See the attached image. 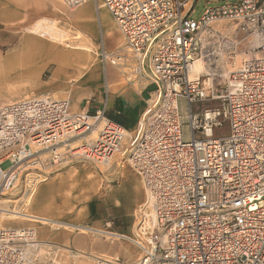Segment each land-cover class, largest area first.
<instances>
[{"label": "built area", "instance_id": "built-area-1", "mask_svg": "<svg viewBox=\"0 0 264 264\" xmlns=\"http://www.w3.org/2000/svg\"><path fill=\"white\" fill-rule=\"evenodd\" d=\"M61 1L75 7L90 0ZM218 1L195 19L197 0H101L124 45L99 58L131 84L153 85L149 103L131 135L103 109L71 112L67 99L0 105V203L21 179L22 193L32 196V175L50 166L116 158L143 188L129 238L141 257H98L95 264H264V0ZM28 30L63 36L43 20ZM239 40L247 57L222 84L216 67L190 77L194 60L209 67L220 55L229 60ZM206 102L215 105L198 109ZM224 125L228 133L215 136ZM34 235L0 227V264H39Z\"/></svg>", "mask_w": 264, "mask_h": 264}, {"label": "rangeland", "instance_id": "rangeland-1", "mask_svg": "<svg viewBox=\"0 0 264 264\" xmlns=\"http://www.w3.org/2000/svg\"><path fill=\"white\" fill-rule=\"evenodd\" d=\"M47 1L52 2L53 0ZM56 1L61 3L55 6L62 12L65 13V9L68 10L70 8L61 0ZM227 1L234 2L238 0ZM218 2V0H197L191 16L197 19L203 7L214 5ZM51 8V6H41L34 0H28L27 2L25 0H0V92L2 90L8 91L15 87L20 88L27 82L26 71L20 67L27 61L33 65L29 79L33 82L34 87L28 90L29 97L46 94L50 97L69 99L72 103V99L77 96L79 102L83 100L88 101V104H90L92 99L96 98L98 93L105 89V80L107 77L109 79L111 73L116 76L119 85H124L126 82L132 83L125 79L121 70H116L104 64L96 57V51H99V49L97 50V43H100L98 36L92 38L91 35L89 36L90 33L87 32L88 30L75 27L74 23L68 22L63 14L58 12L52 13ZM74 8L76 7H71L70 10ZM70 10H68L70 13H66V15L73 14V11ZM91 13L92 7L90 4L76 12L77 15L83 18L89 16ZM43 15H47L53 19L51 22L44 19L43 21L49 22V27H52L53 30L61 32L63 34L62 37L53 39L45 35L34 34L28 30L30 22ZM100 23L103 28H106V20L101 13ZM87 24L89 26L94 25L92 21L87 22ZM226 26L228 27L229 25ZM65 30L67 33L64 32ZM86 35L93 42L90 40L87 44L82 42L83 39H86ZM241 37L243 35H240L239 39ZM119 38L118 45H121L123 39L120 34ZM70 45H74L78 49H82L81 46L86 47L93 53L92 57L95 59L94 65L88 68L86 72H91L92 69L95 72L98 71L94 77L95 81L89 80L82 84L83 86L85 84L91 87L89 86L91 82L93 84L97 83L98 87L93 91V95L90 93V90L77 89L80 80L78 81L75 77H68L63 70H60L62 59L66 58L67 54L75 51L74 49L65 47H72ZM13 53L18 55V58L14 61H18L19 65L17 68H14V66L11 68V64L7 65V69L10 70L9 80L7 81V78L6 81H3L1 77H3L4 62L8 61L10 59L8 57ZM246 55L244 40H239L237 50L229 60L226 58L227 56H224L223 60L220 57L216 58L215 63L211 65V67H216L215 70L219 74L214 77L215 83L220 82L222 84L225 78L224 72L227 75V71L239 68L241 62L247 57ZM95 65L98 66V69ZM83 67L86 68L85 65ZM83 67L82 70L84 71ZM54 75L53 81L50 82L49 80ZM83 76L85 77V73ZM114 85H110V89ZM153 88L151 86L149 90ZM28 93L20 91L19 94L21 95H18V97ZM214 105V103L206 102L197 107L199 109ZM180 112L184 113L183 102L180 103ZM227 133V125L214 130L215 136H222ZM127 171L137 178V174L127 164L119 165L115 158L105 164L85 160H72L50 166L45 169L43 174L32 175L36 188L32 196L28 197L31 199V202L34 196L40 193V188L43 185H48L42 195L46 197L54 195L56 199L52 198L49 202L53 201L56 205H65L63 209L57 208L58 213H53L51 222L47 224L34 223L36 226L39 225L44 229L51 227L52 230L59 233V237L58 235H54L51 239L45 240L47 242L42 241L43 244L38 246L35 251V258L39 264H95L96 258L93 257L104 258L110 256L116 257L124 263H131L140 259V249L129 240V238H135V213L140 205L131 210L129 215H126L123 212L124 208L121 205H116L111 199L113 194H116L117 199L121 200L122 188H125L126 201L130 202L132 178L131 175L126 173ZM124 173H126L125 179L121 184L120 180ZM23 184L24 182L21 179L20 186L9 196L11 202L7 204L0 203V207L6 210L12 209V206H15L16 209L26 207L24 204L28 198L22 193ZM61 199L64 201H61ZM39 207L45 209L47 203H41ZM12 223V225L6 226L12 228L31 227L19 219ZM85 228L90 229L82 230ZM92 229H96L97 231ZM107 232L114 235L107 234ZM38 233L40 232L36 231V238L41 241ZM67 239L71 240L69 245L65 244ZM121 246L124 249L132 250V254L130 256L125 255L122 248L118 251ZM89 255L94 256L91 257Z\"/></svg>", "mask_w": 264, "mask_h": 264}, {"label": "crops", "instance_id": "crops-1", "mask_svg": "<svg viewBox=\"0 0 264 264\" xmlns=\"http://www.w3.org/2000/svg\"><path fill=\"white\" fill-rule=\"evenodd\" d=\"M28 0H25V2H27ZM35 2H38L41 6L45 5V6H51V10L53 11L52 13H61L64 15V17L66 18V20H68V22L70 23H74L75 27H78L80 29H86L88 30L87 32H89V36L91 35L92 38H96V36H98V41L100 40V43H97V50L99 49V51H96V57L99 58V54L101 52V50H104L106 52H110V53H116V52H120L121 50H123V45H124V40L123 43L121 45H118V41L120 40L119 38V30L117 29L114 21L111 18V15L109 13V11L102 5L101 0H90L87 1L79 6H75L76 8L70 10V8L68 10L73 11V14H69L66 15V13H70L67 9H65V13L62 12L61 10H59V8L55 5H58L60 2H57L56 0H53L52 2L47 1V0H34ZM49 2V3H46ZM61 4V3H60ZM90 4L92 7V13L87 16V17H81L80 15H77L76 12L81 9L82 7L86 6ZM57 13V14H58ZM100 13L102 14V16L104 17V19L106 20V28H103L101 26L100 23ZM46 20V21H50L53 20L50 17H48L47 15H43L40 16L38 18L33 19L30 22V25L33 24L34 22H37L39 20ZM91 22L94 24L93 26H89L87 24V22ZM119 33H118V32ZM65 33L66 30L64 31ZM99 32V33H98ZM121 35V34H120ZM122 37V35H121ZM123 39V37H122ZM92 41V39L90 37H88L86 35V39H83L82 42L86 43L88 41ZM81 43V42H80ZM72 47H68L66 46V48H72V49H76L73 53H69L66 55V58L62 59L61 64H60V70H63L65 72V74L69 77H75L77 78V80H80L79 85L77 86V89H81V90H90V93L93 95V91L96 90L98 87V84H93V82H91L88 87L87 85L84 84V86L82 85L84 82L89 81V80H94L96 73L94 69H92V71L90 72H86V70H88V68H90L91 66L94 65V58L92 57V51L89 50L86 47H82V49H78L77 47H75L74 45H70ZM10 58L8 61L4 62V70H3V77H1V79H3V81H7L9 80V75H10V70L7 69V65H12L11 68L14 66V68H17L19 63L18 61H14L15 59L18 58V55H15L14 53L11 54ZM100 60V58H99ZM101 61V60H100ZM96 63V62H95ZM85 65L84 68L83 66ZM109 65V64H107ZM32 63L27 61L26 63L22 64L20 67L22 69H24L26 71V79L27 82L24 83L20 88L19 87H15V88H11L10 90L6 91V90H2L0 92V105L6 104V103H10V101L12 102L13 100H19L22 98H32L29 97V93L28 90L32 89L33 86V82H31V79H29V76H31V72L32 71ZM65 66V67H64ZM111 66V65H109ZM85 69L84 71L82 70ZM95 67L98 66L95 65ZM112 68L119 70V68L115 67V66H111ZM68 68V69H67ZM76 68V69H75ZM119 72V71H118ZM85 73V77L83 76V74ZM88 73V74H87ZM78 75V76H76ZM83 76V77H82ZM88 76V77H87ZM55 77L52 76L51 79L49 80L50 82L53 81V78ZM95 81V80H94ZM117 85V87L114 88L115 85ZM110 85H114L112 89H110ZM153 86V85H149L146 88H139L137 86H135V84H131V83H127L124 85H119V83L117 82V78L116 76L111 73V75H109V79L108 77L105 80V89L102 90L100 93H98L96 98L92 99V102H90V104H88V101H83L81 100L80 102L78 101V97L75 96L72 99V103L68 100L69 102V110L71 112H79L82 110H89L91 112L95 111L96 109H103L105 112V115L111 119L112 121L120 124L125 131L127 132V135H131L136 128L137 122L139 120V118L141 117L142 113L144 112L147 104L149 103V98H150V93L152 92V90H149V88ZM20 91L22 92H27L28 94L23 95L18 97ZM33 97H47L50 99H66V98H55V97H50L46 94H41L38 96H33ZM184 132H187L186 127L183 125L182 127ZM126 173H128L129 175H131L132 178V182H131V198H130V202L126 201V197H125V188H122V199H117L116 194H113V197L111 198L116 205H121L124 209L123 212L126 215H129L131 213V210H134V208L138 205H140L143 200H144V192H143V188L141 185V182L137 176V178L134 177V175L132 173H130L129 171H127ZM124 173L121 177L120 183L122 184L123 180L125 179V174ZM48 187V185H43L40 188V193L36 194V196H34L33 198V202H32V211L36 214L45 216L47 218L50 219L51 222V217H53V213H58L57 208L58 209H63V206L65 207V205H56L53 201L49 202V200H51L52 198H55L54 195H51L49 197L43 196L42 193L44 192V190ZM36 188V187H35ZM56 199V198H55ZM115 199V201H114ZM61 201H64L61 199ZM41 203H47V207H45V209H41L39 207V204ZM43 210V211H42ZM64 236V235H63ZM62 236V238H64ZM59 237V235H58ZM51 239V238H49ZM70 239H67V241H65V244L70 243ZM45 242V241H43ZM122 248L119 247L118 251H120ZM123 252L125 255L130 256L132 254V250L127 249V248H122Z\"/></svg>", "mask_w": 264, "mask_h": 264}, {"label": "bare ground", "instance_id": "bare-ground-1", "mask_svg": "<svg viewBox=\"0 0 264 264\" xmlns=\"http://www.w3.org/2000/svg\"><path fill=\"white\" fill-rule=\"evenodd\" d=\"M215 25H216V23H215ZM256 43L257 42H255V44ZM220 58H221V60H223L224 56L220 55ZM214 68L215 67H209L208 62H205L202 59H196V60H194V62L191 65L190 77L209 74V70L210 69L214 70ZM239 68H237V69H239ZM227 72H230V71H227ZM224 75L227 76L225 72H224ZM26 200H27V202H25V204H24V206L26 205V207H21V208L16 209L15 206L14 207L12 206V209H10V210H6L5 208L0 207V210H1L0 211V227H7L6 225H12L13 224L12 222L17 220V219H19L20 221L26 222L29 226L33 227V228H31V227H28V228L34 229V231H35L33 242H34V245L37 246V248H38L39 245L43 244L42 241H45L49 238H52L54 235H59V233H56V231L52 230L51 227H49L48 228L49 230H48V229H44L43 227H41L39 225L36 226L34 223L39 222L42 224H47L48 222H50V219L45 217V216L34 213L31 209L33 201L31 202L30 198H28ZM8 202H11V199L2 200V203L7 204ZM153 221H154V218L151 215V220H149V222L147 224H151V222H153ZM10 228H12V227H10ZM19 228H21V227H16L14 229H16L18 231ZM86 229H90V228H85L82 230H86ZM92 230L97 231L96 229H92ZM36 231L40 232V233H38V235H39L41 241L36 238ZM103 232H105V231H103ZM107 234L114 235L113 233H110V232H107ZM121 236H124V235H121ZM124 237H126V236H124ZM45 242H47V241H45ZM92 245H93V243H92ZM89 256L93 257L94 255H89ZM93 258H98V257H93Z\"/></svg>", "mask_w": 264, "mask_h": 264}]
</instances>
